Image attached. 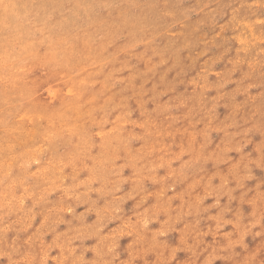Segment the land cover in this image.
Listing matches in <instances>:
<instances>
[{
  "label": "rangeland",
  "instance_id": "rangeland-1",
  "mask_svg": "<svg viewBox=\"0 0 264 264\" xmlns=\"http://www.w3.org/2000/svg\"><path fill=\"white\" fill-rule=\"evenodd\" d=\"M0 264H264V0H0Z\"/></svg>",
  "mask_w": 264,
  "mask_h": 264
},
{
  "label": "bare ground",
  "instance_id": "bare-ground-1",
  "mask_svg": "<svg viewBox=\"0 0 264 264\" xmlns=\"http://www.w3.org/2000/svg\"><path fill=\"white\" fill-rule=\"evenodd\" d=\"M4 5V4H3ZM4 8H5V6H4ZM60 26V25H59ZM63 29V28H62Z\"/></svg>",
  "mask_w": 264,
  "mask_h": 264
}]
</instances>
